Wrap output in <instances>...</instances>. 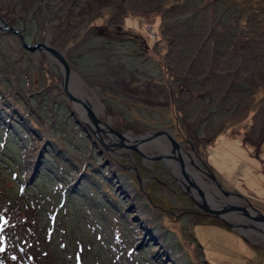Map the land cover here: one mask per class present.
<instances>
[{"label": "rangeland", "instance_id": "374dc122", "mask_svg": "<svg viewBox=\"0 0 264 264\" xmlns=\"http://www.w3.org/2000/svg\"><path fill=\"white\" fill-rule=\"evenodd\" d=\"M0 15L16 30H0V264H264L255 228L195 213L158 157L166 135L149 158L103 147L23 46L46 40L100 120L166 131L199 185L264 214V0H0Z\"/></svg>", "mask_w": 264, "mask_h": 264}, {"label": "water", "instance_id": "95a60500", "mask_svg": "<svg viewBox=\"0 0 264 264\" xmlns=\"http://www.w3.org/2000/svg\"><path fill=\"white\" fill-rule=\"evenodd\" d=\"M0 22L2 25H0V30H4L5 27L9 28L11 31L16 32L15 29H13L11 26L8 25L7 21L0 15ZM23 46L31 51H34L36 49L43 50L58 66L61 77H62V88L64 90V93L72 100L74 103H81V105L84 107L87 116L89 120L91 121L94 128H92L87 122L85 125L88 127L89 131L96 137V139L99 141V143L105 147L108 148V146L112 147H124L128 148L130 150H133L135 153L139 154L140 156L148 157L146 154H144L145 146H150L149 143L151 142V138L154 136H162L163 134L168 137L170 140V143L172 147H170V154L168 153H160L158 156L160 159L165 160L170 167H172V161L171 159H176L181 167L182 175L184 176L185 180L189 183V186H187L186 193L189 195V197L194 201V203L200 207L201 209L205 210L206 212L214 214L216 217L220 218L225 224L230 226L231 228H238L241 232L240 234L242 236L243 233H248L250 235V231L248 230V226L255 228L257 230L256 236L264 240V214L256 210L254 207H252L248 201H246V206H240L237 204H234V199L231 197L222 199L218 196V192L209 191L206 190L199 183L194 179V177L191 174H188L186 172V166L184 165V162L180 155L181 147L176 143V141L166 132V131H154V132H146L138 135H133L130 133H120L113 129L110 124L106 121L100 120V118L96 115V112L90 108V106L83 101L82 99L74 96L68 86V80L72 73V69L70 68V65L68 64L67 60L64 57V54L60 52L58 49L50 46L48 42L45 40L44 42H37L34 45H29L23 41ZM101 105V104H100ZM102 107V106H101ZM100 132H108L109 138L113 137L112 141L105 142L100 137ZM129 137V139H128ZM127 138V139H126ZM128 143H126V142ZM188 153L187 151H184ZM174 153L176 155H174ZM210 177L214 180H216V177L212 174H209ZM201 186V187H200ZM217 186L220 190V192L224 193L225 195L229 194V192L224 191L220 184L217 182ZM196 192V194H195ZM207 192L209 193L210 202L207 199ZM230 194H233L231 192ZM235 194V193H234ZM238 195V194H237ZM241 196V195H240ZM244 200L245 198L241 196ZM216 202V204H213ZM220 205V206H219ZM241 212L242 215L246 216L247 218L253 219L255 223H249V221L245 218H241L242 221L245 222H233L232 218L237 217V213ZM242 227L246 228V230L242 231Z\"/></svg>", "mask_w": 264, "mask_h": 264}, {"label": "bare ground", "instance_id": "6f19581e", "mask_svg": "<svg viewBox=\"0 0 264 264\" xmlns=\"http://www.w3.org/2000/svg\"><path fill=\"white\" fill-rule=\"evenodd\" d=\"M75 77V78H74ZM76 75L74 74V73H72L71 75H70V77H69V80H68V85H69V82H71V83H73L74 84V86H76V89H75V91H77V93H80V94H82V95H85L86 93L84 92V90H81L80 89V86L78 85V83L76 84V82H77V80H76ZM87 101V100H86ZM97 106L98 107H100V106H102V105H100V103H97V105H94L93 106V110L94 111H97L96 109H97ZM159 138H162V137H157L156 139H157V141H154V140H156V139H154L153 140V142L156 144L157 142H158V144H159V146H161L160 144H165V146H163L164 148H163V151L165 152V153H168L169 151H170V149H169V147L166 145L167 143L166 142H163L162 140L161 141H158V139ZM157 148V147H156ZM172 170L174 171V164L172 163ZM180 178V177H179ZM202 184V183H201ZM200 184V185H201ZM202 186L204 187V188H206L205 187V185H203L202 184ZM206 190H208L207 188H206ZM215 192H217V190H215ZM207 199H208V201L210 200V197H209V193L207 192ZM210 202V201H209ZM213 204H216V202H214ZM220 206V205H219ZM232 220H233V222H240L239 220H238V218L235 216V217H233L232 218Z\"/></svg>", "mask_w": 264, "mask_h": 264}, {"label": "flooded vegetation", "instance_id": "af4514ba", "mask_svg": "<svg viewBox=\"0 0 264 264\" xmlns=\"http://www.w3.org/2000/svg\"><path fill=\"white\" fill-rule=\"evenodd\" d=\"M53 62H54V61H53ZM54 64H55V62H54ZM55 65H56V64H55ZM56 66H57V65H56ZM57 68H58V66H57ZM58 69H59V68H58ZM59 71H60V70H59ZM60 73H61V72H60ZM61 78H62V77H61ZM168 168H169V169L171 168L170 165H168ZM179 172L181 173V174H180V176H181V175H182L181 167L179 168ZM204 173H205V172H204ZM173 177H174V181H177V177H178V179H180L179 176H176V177H175V176L173 175ZM182 177H183V175H182ZM193 204H194V203H193ZM194 205H195V204H194ZM195 213L198 214V215H199V214H205V215H207V212H204V211H201V210H199V211L196 210Z\"/></svg>", "mask_w": 264, "mask_h": 264}]
</instances>
